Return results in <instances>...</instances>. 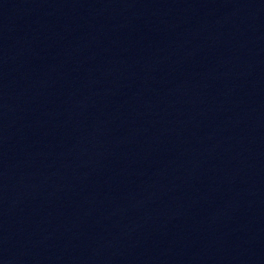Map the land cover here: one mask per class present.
I'll return each mask as SVG.
<instances>
[{"label":"water","instance_id":"1","mask_svg":"<svg viewBox=\"0 0 264 264\" xmlns=\"http://www.w3.org/2000/svg\"><path fill=\"white\" fill-rule=\"evenodd\" d=\"M0 264H264V0H0Z\"/></svg>","mask_w":264,"mask_h":264}]
</instances>
